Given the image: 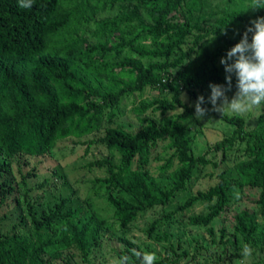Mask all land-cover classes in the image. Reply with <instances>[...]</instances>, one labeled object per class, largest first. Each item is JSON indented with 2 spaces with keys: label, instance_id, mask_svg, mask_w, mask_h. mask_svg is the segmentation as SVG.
Wrapping results in <instances>:
<instances>
[{
  "label": "trees",
  "instance_id": "16d2710c",
  "mask_svg": "<svg viewBox=\"0 0 264 264\" xmlns=\"http://www.w3.org/2000/svg\"><path fill=\"white\" fill-rule=\"evenodd\" d=\"M212 1H250L251 10H213ZM174 68L178 72L172 76ZM253 81L262 105L254 127L247 130L241 116L217 111L232 126L210 149L195 154L182 120L210 106L202 99L188 107L178 93ZM177 82L181 87L174 92ZM147 87L174 93L133 103L131 112L144 114L135 133L113 125L122 100ZM101 129L99 139L120 158L89 165L106 167L98 187L120 229L146 210L187 194L162 218L171 221L175 212L204 204L206 212L189 215L187 222L203 227L220 253L242 246L263 249L264 224L253 210L230 213L228 226L218 229L213 221L244 187L259 190L257 202L264 209V0H0V203L9 196L21 207L18 221L0 228V264H50L64 251L70 263L73 250L88 261L89 252L100 246L106 219L87 207L88 201L67 204L62 196L53 208L33 209L35 201L26 197V178L33 171L18 167L17 175L12 164L18 156L27 163V158L52 157L58 140ZM159 142L171 151L159 165L160 176L168 178L161 185L147 167ZM239 149L243 157L217 169ZM208 153L217 155L208 158ZM197 165H210L212 171L203 176L217 181L191 192ZM154 228L152 223L148 231ZM118 239L124 246L117 252L122 264L161 263L146 258L128 238ZM260 262L258 257L250 264Z\"/></svg>",
  "mask_w": 264,
  "mask_h": 264
},
{
  "label": "rangeland",
  "instance_id": "374dc122",
  "mask_svg": "<svg viewBox=\"0 0 264 264\" xmlns=\"http://www.w3.org/2000/svg\"><path fill=\"white\" fill-rule=\"evenodd\" d=\"M250 1L236 2L228 5L226 2H210L211 8H224L236 6L244 12H250ZM118 59V58H117ZM178 72L172 69L171 75ZM181 85L177 82L174 92L180 89ZM174 92L159 94L156 90L145 88L142 93H134L129 98H124L120 104L122 114L113 122L129 133H135L142 127L139 117L131 112L133 103L138 105L142 101L151 98H169ZM194 93L180 91L179 98L188 107L195 106L199 100L204 99L208 104V109H197L195 112L187 114L182 121L188 126V135L191 136V147L195 154H202L210 149L212 144L223 137L224 131L229 130L232 124H227L217 111L225 115H239L244 120V128H253L262 111V105L256 96V82H249L234 87H220L215 84H207L194 88ZM178 108L174 113L180 112ZM103 135L102 129L95 134L82 137L70 136L60 139L55 143L52 157L42 156L39 159L27 158L29 161H21L19 156L14 158L12 169L17 175V168L20 167L23 173L33 171L28 176L26 182L30 187L26 192L27 198L33 200V209L47 210L53 208L55 202L64 196L67 197V204H78L81 201H88L92 210L101 218H105L104 231L100 246L93 248L87 256L88 261H84L81 255L73 252L70 263H65V259L70 257V253L64 251L63 254L50 262V264H122L117 252L123 249V243L118 237H126L136 243L143 254L150 261H161L160 264H250L256 258H260V264H264V248H251L242 246L238 252L220 253L221 248L207 237L203 227L191 225L187 222L188 216L198 212H206L204 204L196 205L189 210H179L173 214V220L163 219V215L168 211L177 209L183 202L187 194H180L173 198L163 207L155 206L141 213L126 229L122 230L112 218L113 208L108 203L107 195L104 190L99 188V180L107 176L105 166H90L92 161L109 157L114 162H118L120 154L116 149L109 148L99 139ZM165 142H159L156 149L150 156L148 169L158 183L166 184L167 177H161L159 165L171 154V151L164 149ZM213 155L208 153L207 157ZM242 150L232 153V157L217 168L221 170L224 166H231L232 162L238 157H243ZM55 171V173H53ZM210 165L202 168L197 165L194 170L195 177L191 178L192 189H206L214 184L217 179L209 178L205 173L211 172ZM35 172V173H34ZM42 185H38L42 181ZM20 188L22 185L19 183ZM259 190L244 187L231 197L229 207L226 211L213 221V227L218 229L221 225L228 226L229 215L232 212L249 208L254 211L255 218L264 224V209L257 202ZM9 197V196H8ZM6 198L0 203V228L2 231L11 227L12 223L18 221L20 206L15 204L12 198ZM25 207L24 202L22 203ZM83 208L86 205L83 203ZM27 214V212H25ZM12 216L9 220L8 216ZM155 223V228L148 231L150 225ZM228 236L230 232H228ZM216 240V239H215ZM242 245V243L240 242ZM173 259L177 262L173 263Z\"/></svg>",
  "mask_w": 264,
  "mask_h": 264
}]
</instances>
